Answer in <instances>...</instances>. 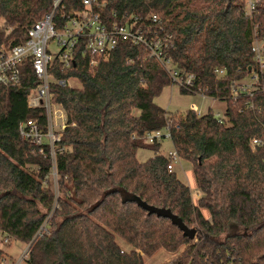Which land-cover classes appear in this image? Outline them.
Here are the masks:
<instances>
[{
  "label": "trees",
  "instance_id": "16d2710c",
  "mask_svg": "<svg viewBox=\"0 0 264 264\" xmlns=\"http://www.w3.org/2000/svg\"><path fill=\"white\" fill-rule=\"evenodd\" d=\"M52 2L0 0V50L22 44ZM64 3L67 13L82 8L81 0ZM117 11L157 14L171 35L167 53L175 67L196 76L180 92L224 101L223 115L210 109L168 115L154 98L171 79L142 46L122 42L93 67L77 48L69 68L56 59L51 69L55 79L75 77L80 84L50 85L66 117L55 152V191L47 179L49 145H34L18 131L26 120L46 127L45 110L27 106L37 79L24 60L20 85L0 84V233L8 241L33 239L25 264H144L158 250L174 255L171 264H264V71L251 51L254 40L264 39V0L250 14L242 0H109L105 13ZM220 69L223 75L215 72ZM254 71L252 94L238 92ZM156 131L160 140L149 143L147 135ZM164 131L192 164L195 202L167 170ZM139 148L153 155L139 161ZM145 206L170 211L195 237ZM46 219L48 234L34 238ZM6 257L0 247V264Z\"/></svg>",
  "mask_w": 264,
  "mask_h": 264
},
{
  "label": "built area",
  "instance_id": "2783aa9c",
  "mask_svg": "<svg viewBox=\"0 0 264 264\" xmlns=\"http://www.w3.org/2000/svg\"><path fill=\"white\" fill-rule=\"evenodd\" d=\"M64 1L53 0L50 11L28 29L27 39L22 44L10 50H0V84L10 87L19 86L21 83L19 65L26 59L31 63L37 85L27 95V106L45 110L46 127L42 130L36 121L26 120L18 123V131L23 139L30 140L34 145L48 144L53 162L57 143L62 139L61 132L65 128L66 117L62 107L53 102L50 85L56 83L60 86H69L68 82L71 80L78 82L75 77L69 79L53 77L51 69L56 59L59 60L61 69L69 68L74 63V51L79 48L82 56L87 58L88 65L93 67L99 60L106 59L117 45L128 42L142 46L147 56L155 60L167 72L172 84H177L189 91L196 79L195 74L182 73L175 67L167 53L171 35L166 34V29L157 14L143 16L118 11L106 14L105 9L109 0H81L80 10L67 13L64 11ZM242 1L243 13L250 14L255 9L258 0ZM251 51L259 71L263 72L264 39L254 40ZM215 72L220 75L224 74L222 69L215 70ZM250 79V83L241 81L238 84V92L252 94L253 83L257 79L256 71L251 74ZM198 94L206 96L202 93ZM160 138L159 131L148 134L146 137L149 143L158 141ZM258 143L256 139L251 141V144ZM166 156L169 158L167 170L171 171L181 158L173 149L168 151ZM48 232L46 219L34 238L48 234ZM32 240L26 243L22 252L9 264H25ZM3 242L7 243L8 239L4 238ZM1 264H6L5 260Z\"/></svg>",
  "mask_w": 264,
  "mask_h": 264
},
{
  "label": "rangeland",
  "instance_id": "374dc122",
  "mask_svg": "<svg viewBox=\"0 0 264 264\" xmlns=\"http://www.w3.org/2000/svg\"><path fill=\"white\" fill-rule=\"evenodd\" d=\"M243 83H250V77L242 80ZM68 85L73 88H80V84L77 81L71 80ZM154 103L166 109L168 115L175 117L183 116L188 109H194L197 113L204 114L209 109L215 114L223 115L226 104L224 101L212 99L208 96H203L198 93H181L177 84H169L165 86L160 94L154 98ZM165 134L167 132L164 131ZM173 149L171 139L166 136L161 139L160 152L167 155L168 151ZM153 155V152L149 148H139L136 151V157L139 161H145ZM52 170L48 176L49 187L57 191V176L54 169V162L52 159ZM173 170L178 178H180L190 189L191 196L195 202L198 194L196 190L195 180L192 174V164L189 161L180 159L175 165ZM207 216V211H202ZM3 235L0 233V247L10 255L12 260L18 256L22 250L26 247V243L20 241L9 240L7 243L3 242ZM118 244L124 250H129L130 245L117 238ZM174 255L166 252L165 250H158L151 256H144V264H171L170 259ZM11 260V261H12ZM10 261V262H11ZM9 264V263H8Z\"/></svg>",
  "mask_w": 264,
  "mask_h": 264
},
{
  "label": "water",
  "instance_id": "95a60500",
  "mask_svg": "<svg viewBox=\"0 0 264 264\" xmlns=\"http://www.w3.org/2000/svg\"><path fill=\"white\" fill-rule=\"evenodd\" d=\"M145 208L149 209L151 212L155 213V215L159 216V217H164L167 218L171 221V223L175 226L178 227V229L180 231H182L183 235L185 237H187L188 239H193L195 237L196 231L193 228H189L186 225H184V223L181 221L180 218H178L177 216H175L174 214H172L170 211L168 210H162L159 208H155V207H146Z\"/></svg>",
  "mask_w": 264,
  "mask_h": 264
},
{
  "label": "crops",
  "instance_id": "0c3cea01",
  "mask_svg": "<svg viewBox=\"0 0 264 264\" xmlns=\"http://www.w3.org/2000/svg\"><path fill=\"white\" fill-rule=\"evenodd\" d=\"M12 257L10 256V255H8L7 254V257H6V259H5V263L7 264V263H9L12 259H11Z\"/></svg>",
  "mask_w": 264,
  "mask_h": 264
}]
</instances>
